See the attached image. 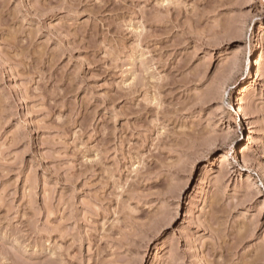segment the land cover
<instances>
[{
    "label": "rangeland",
    "instance_id": "obj_1",
    "mask_svg": "<svg viewBox=\"0 0 264 264\" xmlns=\"http://www.w3.org/2000/svg\"><path fill=\"white\" fill-rule=\"evenodd\" d=\"M0 264H264V0H0Z\"/></svg>",
    "mask_w": 264,
    "mask_h": 264
},
{
    "label": "snow or ice",
    "instance_id": "obj_2",
    "mask_svg": "<svg viewBox=\"0 0 264 264\" xmlns=\"http://www.w3.org/2000/svg\"><path fill=\"white\" fill-rule=\"evenodd\" d=\"M257 40H259V37H257Z\"/></svg>",
    "mask_w": 264,
    "mask_h": 264
},
{
    "label": "bare ground",
    "instance_id": "obj_3",
    "mask_svg": "<svg viewBox=\"0 0 264 264\" xmlns=\"http://www.w3.org/2000/svg\"><path fill=\"white\" fill-rule=\"evenodd\" d=\"M205 171H207V170H205Z\"/></svg>",
    "mask_w": 264,
    "mask_h": 264
}]
</instances>
